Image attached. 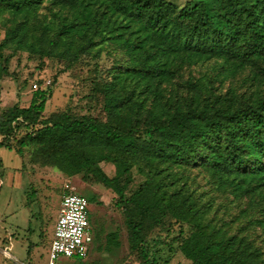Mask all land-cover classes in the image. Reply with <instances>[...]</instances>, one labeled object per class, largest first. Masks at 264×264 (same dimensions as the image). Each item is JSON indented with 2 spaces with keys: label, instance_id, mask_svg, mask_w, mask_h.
I'll list each match as a JSON object with an SVG mask.
<instances>
[{
  "label": "trees",
  "instance_id": "trees-1",
  "mask_svg": "<svg viewBox=\"0 0 264 264\" xmlns=\"http://www.w3.org/2000/svg\"><path fill=\"white\" fill-rule=\"evenodd\" d=\"M12 24L5 49L58 58L70 69L84 55L113 54L112 78L93 80L106 119L71 112L43 117L52 89H37L28 106L0 114V135L17 126L32 130L36 159L69 176L81 175L111 188L123 209L130 249L147 264H160L147 236L166 218L188 224L181 242L192 264H264L263 247L233 221L219 216L191 171L205 169L209 182L232 201L248 200L240 217L245 231L264 229V0H0V17ZM8 60V59H6ZM215 60L213 77L178 81L192 66ZM249 69L250 92H219ZM113 165L114 175L102 167ZM144 181L131 194V172ZM95 199L91 195L88 200ZM214 212V213H213ZM95 248L97 232L92 221ZM107 244L119 247L118 232ZM152 254V257H151Z\"/></svg>",
  "mask_w": 264,
  "mask_h": 264
},
{
  "label": "rangeland",
  "instance_id": "rangeland-1",
  "mask_svg": "<svg viewBox=\"0 0 264 264\" xmlns=\"http://www.w3.org/2000/svg\"><path fill=\"white\" fill-rule=\"evenodd\" d=\"M179 6L196 0H169ZM12 24L9 12L0 17V42ZM8 59V60H6ZM113 54L103 49L97 56L84 55L70 69L66 62L58 58L42 60L37 54L27 51L5 49L0 57V114L15 105L28 106L37 89H52V97L47 101L44 118L58 112H71L75 115H91L106 119L101 97L93 96V80L106 81L112 78ZM215 60L185 69L178 81L196 79L202 75L213 77ZM250 70L240 72L235 78L224 82L216 80L219 92L225 94L234 88L240 94L251 91L248 76ZM37 84V88L34 87ZM32 129L17 126L8 137L0 135V243L7 246L10 256L0 252V262L9 264H49L51 244L54 239L56 222L61 207L65 184L89 198L92 221L97 232L95 248L87 259L59 257L56 264H147L139 252L130 249L126 216L117 204L118 195L103 184L85 181L81 175L69 176L54 166L44 165L36 159L31 145L24 148L20 142ZM103 169L113 176L112 164L103 162ZM197 176L193 187L205 192L213 209H219V216L233 221L231 232H242L264 250V229L254 225L241 231L246 217H240L243 208H249L247 199L232 201L226 193L217 190L209 182L210 173L200 168L191 171ZM132 181L126 192L131 195L144 181V176L133 169ZM214 213V212H213ZM191 227L166 218L162 225L152 230L147 240L151 252L160 255V264H192L181 249L182 240L188 236ZM118 232L121 245L107 244V235ZM31 254V255H30ZM152 257V254H151Z\"/></svg>",
  "mask_w": 264,
  "mask_h": 264
},
{
  "label": "built area",
  "instance_id": "built-area-1",
  "mask_svg": "<svg viewBox=\"0 0 264 264\" xmlns=\"http://www.w3.org/2000/svg\"><path fill=\"white\" fill-rule=\"evenodd\" d=\"M34 87L37 88L36 83ZM73 188L69 183L65 184L49 264H56L59 257L85 259L91 251L94 230L90 220V202ZM9 249L4 246L2 252L10 256Z\"/></svg>",
  "mask_w": 264,
  "mask_h": 264
},
{
  "label": "crops",
  "instance_id": "crops-1",
  "mask_svg": "<svg viewBox=\"0 0 264 264\" xmlns=\"http://www.w3.org/2000/svg\"><path fill=\"white\" fill-rule=\"evenodd\" d=\"M2 247H4L1 243H0V252H2ZM92 252H90V254H91ZM89 254V255H90ZM31 255V254H30ZM88 258V257H87ZM87 258H85V259H87ZM0 264H9V263H5V262H0Z\"/></svg>",
  "mask_w": 264,
  "mask_h": 264
}]
</instances>
